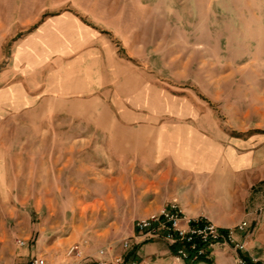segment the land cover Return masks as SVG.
Wrapping results in <instances>:
<instances>
[{
	"label": "rangeland",
	"instance_id": "obj_1",
	"mask_svg": "<svg viewBox=\"0 0 264 264\" xmlns=\"http://www.w3.org/2000/svg\"><path fill=\"white\" fill-rule=\"evenodd\" d=\"M0 6V264H50L73 243L95 251L87 257L121 254L138 219L178 205L154 209L148 199L168 184L155 185L154 170L137 161L139 139L177 124L217 147L202 161L205 144L191 145L199 160L187 182L200 189L202 217L221 229L216 221L246 222L234 242L264 263V180L229 164L230 151L264 139V0H33L16 33L11 0ZM62 13L95 30L88 47L35 43L19 53L17 39ZM144 89L148 104L137 95ZM131 125L133 145L112 141L116 126Z\"/></svg>",
	"mask_w": 264,
	"mask_h": 264
},
{
	"label": "crops",
	"instance_id": "obj_2",
	"mask_svg": "<svg viewBox=\"0 0 264 264\" xmlns=\"http://www.w3.org/2000/svg\"><path fill=\"white\" fill-rule=\"evenodd\" d=\"M19 1L20 4L18 0H11V7L7 15L11 18L10 21H8V24L11 25L10 31L12 32V30L15 29V33L18 31V26L24 24V19L33 16L32 10L28 9V6L32 8L33 0ZM1 7L3 6H0V8ZM71 7L76 8L77 5H71ZM12 18H15V20H12ZM13 24L15 26H13ZM19 31L22 32L24 29H19ZM95 33V30L84 25L77 16L71 13H62L47 19L37 31L17 39L15 41L17 43L15 47L20 50L19 53H21L22 49L34 47L33 44L35 43H37V48L47 49L88 47L93 42ZM61 94L66 95V91H63ZM137 95L143 99L146 104L150 103L152 100L146 89L140 91ZM177 125L180 127L174 128L172 132H165L159 129L157 136L139 139L138 145H145V147L142 146L137 148V150H139L137 161L143 165L144 168L154 170L151 176L154 178L155 185L162 189L164 183L168 184L169 189L167 191H163L162 189L158 194H154V197L148 199V201H151V203L153 202L155 205L154 209L167 205L174 198L177 200L178 205L183 209L186 216L189 218H196L203 215L202 210L196 204L199 199L198 194L200 189L193 185V183L188 184L187 182L189 178L193 177L194 161L199 160L194 155L191 145L197 140L205 144L208 153L207 156L202 158V161L210 158L211 150L213 151L212 146L213 148L215 146L210 136L204 135L188 125ZM132 129H134V125H131V127L116 126L113 130L112 141L133 145L134 139L130 138L133 134ZM139 129L142 130L143 128L139 127ZM262 143H264V139L256 140L255 148L247 153L237 155L234 150L230 151L229 164L231 169L236 172L240 171L243 167H249L254 171L255 178L263 181L264 147L260 149V145H258ZM214 149H217V147ZM127 151V161H133L132 159L136 157L133 150L128 149ZM177 181L182 185L177 187ZM189 181L191 182V179H189ZM231 191L232 189H227V194H225L227 198H230ZM214 200L222 201L217 195H215ZM221 209H227V207L222 205ZM231 219L219 220L216 222L220 225H225L220 226L217 224L218 226L228 228L226 225L232 223ZM135 249L138 252L137 258L146 260L150 264H179L174 258L169 256V249L163 243L147 242ZM225 249L226 248L214 247L210 251V258H214V255H216L217 257L220 256L224 258L230 264H234L235 257H225L227 254L224 251ZM85 254L96 257L95 251L90 248L85 249ZM248 256L255 260H259L251 254ZM50 259V264H66L67 261L64 256V250L55 257L50 256Z\"/></svg>",
	"mask_w": 264,
	"mask_h": 264
},
{
	"label": "built area",
	"instance_id": "obj_3",
	"mask_svg": "<svg viewBox=\"0 0 264 264\" xmlns=\"http://www.w3.org/2000/svg\"><path fill=\"white\" fill-rule=\"evenodd\" d=\"M248 225L240 222L233 228L221 229L205 217L189 218L185 216L176 202L170 203L159 212L140 218L134 225V242L122 240L120 242L121 254L110 256V247L99 251V258L87 257L82 245L73 243L64 251L66 264H150L146 260L137 258L127 260L133 248L147 242H162L173 251V258L179 264H195L214 247H232L236 253L242 246L234 242V231L245 232ZM19 247H24L23 240H17ZM241 251V250H240ZM110 256L109 260L104 257ZM136 256L138 252L136 250ZM251 262L264 264L251 258ZM235 264H247L236 255ZM30 264H46L43 258H32Z\"/></svg>",
	"mask_w": 264,
	"mask_h": 264
},
{
	"label": "trees",
	"instance_id": "obj_4",
	"mask_svg": "<svg viewBox=\"0 0 264 264\" xmlns=\"http://www.w3.org/2000/svg\"><path fill=\"white\" fill-rule=\"evenodd\" d=\"M237 254H238L239 257L243 258L247 262V264H254V263L251 262L250 257L248 255L244 254L242 251L239 250L237 252ZM130 259L131 260L132 259H137L136 249L135 248H133L128 254L127 260H130ZM210 262H211L210 261V253H208L207 257L200 258V260H198V262H196L195 264H210ZM256 264H258V263H256Z\"/></svg>",
	"mask_w": 264,
	"mask_h": 264
}]
</instances>
